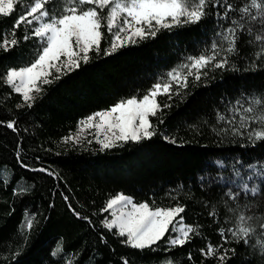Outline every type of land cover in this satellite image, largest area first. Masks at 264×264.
Masks as SVG:
<instances>
[{"label":"trees","instance_id":"16d2710c","mask_svg":"<svg viewBox=\"0 0 264 264\" xmlns=\"http://www.w3.org/2000/svg\"><path fill=\"white\" fill-rule=\"evenodd\" d=\"M235 2L239 4L240 0ZM20 11L18 0L10 16L0 15V33L12 28ZM216 26L209 16L198 24L162 30L154 39L138 41L108 56L104 55L110 40L106 33L101 52L91 54L89 63L81 64L78 70L44 86L31 108L17 109L21 96L0 81V120L16 118L20 128L16 133L0 126V168L6 165L9 171L5 179L11 177V182L0 185V264H65L63 254L51 256L58 242L64 253L78 254L76 264H122V258L129 264H160L166 256L178 258L179 264H201L199 250L207 242L214 246L222 243L218 229L233 226L235 217L229 209L237 202L222 196L215 185L202 184L199 177L228 176L230 168L218 169L216 160L226 166L234 159H240L243 165L264 161V142L253 147L246 138L217 135L211 130L227 127L215 121L217 111L227 114L235 99L264 92V62L257 61L255 69L250 67L255 45H248L249 36L242 35L238 41L243 59L232 58L237 70L214 69L199 82L189 77L188 87L171 101L164 95L157 97L158 102L171 103L172 107L163 109L164 123L158 125L159 134L151 140L130 141L103 151L95 142L63 141L77 131L78 122L87 115L109 109L121 98H139L185 55L207 51L206 46L216 39ZM27 32L29 28L21 25L15 32L18 46L8 52L0 49V67L22 63V58L36 48L34 37L23 39ZM151 119L157 123V118ZM192 124L198 128H190ZM164 137H174L177 142ZM18 142L24 163L58 175L50 177L21 167L16 159ZM228 183L225 180L221 187L227 190ZM21 187L25 193L16 194ZM117 193L127 194L135 202L147 201L153 207L185 205L181 216L187 224L199 226L200 235L170 253L164 251V241L155 252L122 244L120 237L100 223L109 216L101 214L100 209ZM63 195L69 196V203L83 216L91 217L94 228L73 215ZM244 203H251L259 214L264 195L245 196ZM212 210L217 213L215 217L209 215ZM26 211L36 214L37 221L30 235L25 233V241L18 228ZM100 233L107 244L100 241ZM225 247L235 249L226 264H246L249 249L243 243L229 242ZM203 264H214V260H203Z\"/></svg>","mask_w":264,"mask_h":264},{"label":"snow or ice","instance_id":"6c2138e0","mask_svg":"<svg viewBox=\"0 0 264 264\" xmlns=\"http://www.w3.org/2000/svg\"><path fill=\"white\" fill-rule=\"evenodd\" d=\"M19 2L21 11L12 28L0 33V49L8 52L18 46L19 39L15 32L21 25L29 28L23 39L34 37L37 46L28 57L22 58V63L0 67V81L10 87L13 93L21 96V102L16 105L17 109L33 107L37 97L43 93L44 86L78 70L81 64H88L91 54L101 52L100 46L106 33L110 40L109 47L104 49V55L108 56L138 41L154 39L162 30L198 24L209 16L213 17L217 25L214 28L216 39H212L206 46L207 51L202 50L197 55H185L180 63L160 77L139 98L136 95L121 98L109 109L96 111L83 118L78 122L77 134H69L63 138L66 143L80 144L86 140L88 144L95 142L103 151L130 141L140 143L151 140L159 134L158 125L164 123L163 109L172 107L171 103L161 104L157 97L164 95L171 101L174 95H180L181 89L188 87L189 77L199 82L202 77L208 78L209 72L214 69L237 70L232 58L243 59L237 46L242 35L251 38L247 41L249 46L255 45L250 67L255 69L257 61L264 62V0H240L239 4L235 0ZM17 3L18 0H0V15L10 16L16 10ZM173 85L176 91L173 90ZM226 111L227 114L217 111L215 121L227 127L220 130L212 128V131L217 135L223 133L246 138L253 147L258 142H264V92L255 95L249 93L235 99ZM151 118H157V123H153ZM0 126L20 132L16 118L0 120ZM189 127L197 129L198 125L192 124ZM85 133L91 135L92 139H88ZM164 138L174 144L177 142L174 137ZM20 147L18 142L16 159L21 167L32 172L45 173L50 177L58 175L48 168H33L24 163L20 158ZM215 164L218 169L230 168L229 175L205 174L199 179L202 184L215 185L229 201L237 202L229 209L235 219L232 227L218 229L222 243L214 246L207 242L205 248L199 250L201 264L207 259H213L214 264H226L235 255L234 248L225 247L229 242L243 243L249 249L246 264H264V203L259 214L251 203H244L245 196L254 198L264 195V161L243 165L240 159H234L226 166L222 160H216ZM8 171L6 165L0 168V185L11 182V177L5 179ZM225 180H229L227 190L221 187ZM25 191L21 187L16 194L23 195ZM63 199L77 219L95 227L91 217L83 216L69 203L68 195H63ZM185 211L186 206L180 203L168 207H153L147 201L135 202L131 196L117 193L100 209L101 214L109 213L111 218L106 216L100 223L102 228L120 237L121 243L132 249L155 252L160 242L164 241V251L170 253L174 248L183 247L200 235L199 226L184 221L181 214ZM209 215L215 217L217 213L212 210ZM36 221V214L25 212L18 228L25 241ZM100 241L107 244L103 233H100ZM19 254L17 249L15 255ZM62 254L65 264H76L78 254L64 253L62 244L58 242L51 256L60 257ZM188 259L192 260L191 253L188 254ZM122 264H129V260L122 258ZM160 264H179V260L166 256Z\"/></svg>","mask_w":264,"mask_h":264},{"label":"rangeland","instance_id":"374dc122","mask_svg":"<svg viewBox=\"0 0 264 264\" xmlns=\"http://www.w3.org/2000/svg\"><path fill=\"white\" fill-rule=\"evenodd\" d=\"M89 115H90V114H89ZM87 116H88V115H87ZM87 116H86V117H87ZM89 131H94V130H89ZM76 134H77V131H76L74 134H72V135L75 136ZM84 135H85L88 139H92V136H91V135H88V133H85ZM85 142H86V140H85V141H82L80 144L85 143ZM69 143H72V142H69ZM123 194H124V193H123ZM126 195H127V194H126ZM108 217H109V219L111 218L110 215H109Z\"/></svg>","mask_w":264,"mask_h":264}]
</instances>
